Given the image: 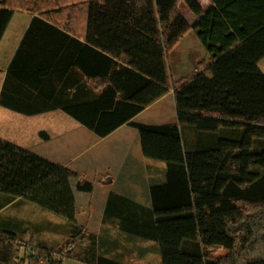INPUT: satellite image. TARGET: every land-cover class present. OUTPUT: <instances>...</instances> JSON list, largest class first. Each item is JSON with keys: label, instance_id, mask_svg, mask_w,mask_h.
I'll use <instances>...</instances> for the list:
<instances>
[{"label": "trees", "instance_id": "obj_1", "mask_svg": "<svg viewBox=\"0 0 264 264\" xmlns=\"http://www.w3.org/2000/svg\"><path fill=\"white\" fill-rule=\"evenodd\" d=\"M210 1L204 9L198 0H77L55 9L47 0H0V40L15 11L38 13L30 26L38 32L36 44L44 49L54 42L59 47L53 51L59 52L70 38L65 30L77 35L72 22L84 17L86 47L102 56L103 89L95 101L60 108L101 137L124 123L135 126L143 156L166 164V181L150 186L152 211L144 220L163 264H264V172L259 171L264 169V73L258 65L264 58V0ZM181 2L198 16L192 25ZM191 30L211 58L199 62L193 76L170 82L168 54ZM71 39L79 51L83 43ZM169 83L177 121H131L168 93ZM186 128L213 135L233 130L240 137L190 150ZM73 178L78 176L69 169L0 139V192L75 223ZM92 188L93 183L78 181V190ZM84 236L78 233L74 241ZM9 240L2 239L1 258L24 264L16 262ZM33 249L28 264H62L52 259L56 251ZM218 250L226 253L216 256ZM60 255L79 259L76 247ZM91 264L114 263L101 257Z\"/></svg>", "mask_w": 264, "mask_h": 264}, {"label": "crops", "instance_id": "obj_2", "mask_svg": "<svg viewBox=\"0 0 264 264\" xmlns=\"http://www.w3.org/2000/svg\"><path fill=\"white\" fill-rule=\"evenodd\" d=\"M75 1L47 0V3L58 9L65 3ZM2 9L0 6V12ZM37 16L38 13L15 11L0 40V139L65 167L78 176L71 180L76 205L75 225L80 226L78 233L95 237L93 258L82 261L78 257L81 263H96L101 257L111 261L118 257L123 259L115 242L124 233L118 229L119 225L116 226L117 219L121 218L116 211H120L117 205L131 204L150 215V186L160 176L155 167L161 169L163 179L166 164L143 156L140 132L135 126L124 123L101 137L60 108L65 104H83L98 98L103 89L100 83L103 60L101 54L86 47L90 44L86 37L84 17L72 22L77 35L65 30L70 38L65 40L59 52H55L53 49L59 45L55 46L54 42L44 45V49L36 44L41 43L37 41L38 32L31 30L30 26ZM26 35L30 41L24 42L23 46ZM71 38L83 43L79 51L74 50L75 44ZM15 58L18 59L16 67L9 69ZM50 64L59 66L47 67ZM170 91L173 90L170 88L168 93L131 118V121L155 125L176 122L175 94ZM79 180L93 183V190H78ZM155 182L159 185L160 180ZM38 209L42 210L22 197L0 192V253L2 239L6 237L10 239L9 244L14 246L11 247L13 252H17L15 246L21 244L20 240L35 239V247H44L38 243L37 233L27 220L30 215L22 214V210L30 213ZM123 210L126 208L123 207ZM54 217L57 223L69 224L51 213L50 218ZM46 233L51 238L57 236L53 230H46ZM145 236L150 237L149 234ZM150 239L157 243L155 238ZM111 243L114 246L109 249ZM26 250L21 247L19 256L22 257ZM103 252L105 255H102ZM150 252L151 249H146L145 257L138 261L146 260L143 263L147 264ZM155 257L163 264L161 251ZM58 259L64 264L69 258ZM0 264H8L1 255Z\"/></svg>", "mask_w": 264, "mask_h": 264}, {"label": "rangeland", "instance_id": "obj_3", "mask_svg": "<svg viewBox=\"0 0 264 264\" xmlns=\"http://www.w3.org/2000/svg\"><path fill=\"white\" fill-rule=\"evenodd\" d=\"M198 1L204 8L211 4L210 0ZM179 7L180 11L191 25L197 21V16L188 8V6L184 2H181ZM185 36L182 40H180L177 47L174 48V50L168 54V58L166 59V66L168 74L170 76V82H174L188 76H193L197 71V64L202 60L208 61L209 59V55L205 47L199 40L195 30L194 32L193 30H191ZM258 65L261 71L264 73V58L260 60ZM169 84L170 88L172 89V87H174L173 84ZM170 92L175 94V91ZM238 134V131L233 130H222L221 132L215 135H213L212 133L203 134L198 132L194 128H186L184 129L183 136L185 140L184 144L187 149L203 150L215 145L218 139L221 137L235 139L240 137V135ZM155 169L156 173L160 175L157 179L160 180V183H164L166 181V174L164 176L165 179L163 178V180L161 178V169L159 167H155ZM259 171L263 173L264 169ZM157 179L155 181H157ZM155 181L152 184L156 183ZM237 204L241 208L245 206L244 201L242 200L238 201ZM117 206L120 207V211H116L120 214L121 218L117 219L116 226L119 225L121 228L118 227V229H122L124 233L118 236V238L116 239L117 241L115 242L116 245L119 246V251H121L119 252V256L123 257V259H120V257H118V259H114L112 262L114 264H142L146 260H142L140 261L142 263H140L138 259L141 260V257H145L144 255H146V249H151L150 259L149 261H147V264H161L159 260H157V258L155 257V255L161 251L158 241L155 239L157 243H154L151 241L152 239H150V237L148 238V236H145L149 234L150 230L149 228H147L148 226L144 223V220L149 217L148 214H145V212H143V210H141L139 207H134L131 204H118ZM122 206L126 208L125 211L123 210ZM22 214H24L25 216H27L28 214L30 215V218L27 220L32 223V226L37 233L36 238L38 243L41 246H44L43 248L52 249L56 251V253L52 256V259L59 260L58 258H61L60 254L62 252L68 253L75 247L80 260L89 261L91 258H93V250L95 248V237L92 234L88 237L84 236L85 238L80 242L74 241L76 234L80 232V226L75 225V223L69 222L68 225H66V223H64L63 225L62 223H57V219L55 217V219H51V213H48V211H45L43 209H38V211L36 212L31 211L30 213L27 212V210H25V212L22 210ZM144 224L146 226H144ZM46 230H53V232L56 233L57 236H53V238H51L49 236V233L44 234ZM20 241L21 244H19L18 247L26 248L27 250L24 251L22 257L19 256L20 250L17 251V263L23 261L25 262L24 264H28L27 259L34 252V249H32V247L35 246H33L31 243L33 242V244H35L37 242H35V239L33 241ZM147 244H149V248L146 247ZM113 246L114 244L111 243V245H109V249H112ZM225 253V250H218L215 255L220 256ZM102 255H105L104 252L102 253ZM63 259L67 258L65 257ZM42 264H45V262H43ZM64 264L84 263H81L79 260L68 259L65 260Z\"/></svg>", "mask_w": 264, "mask_h": 264}, {"label": "built area", "instance_id": "obj_4", "mask_svg": "<svg viewBox=\"0 0 264 264\" xmlns=\"http://www.w3.org/2000/svg\"><path fill=\"white\" fill-rule=\"evenodd\" d=\"M197 19H198V16H197ZM171 90H173V89H171ZM174 91V90H173Z\"/></svg>", "mask_w": 264, "mask_h": 264}]
</instances>
